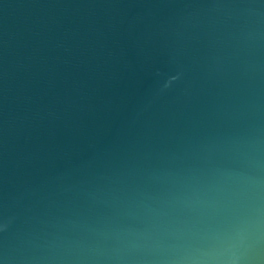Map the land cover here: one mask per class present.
<instances>
[{
  "label": "water",
  "instance_id": "water-1",
  "mask_svg": "<svg viewBox=\"0 0 264 264\" xmlns=\"http://www.w3.org/2000/svg\"><path fill=\"white\" fill-rule=\"evenodd\" d=\"M0 264H264V0H0Z\"/></svg>",
  "mask_w": 264,
  "mask_h": 264
},
{
  "label": "clouds",
  "instance_id": "clouds-1",
  "mask_svg": "<svg viewBox=\"0 0 264 264\" xmlns=\"http://www.w3.org/2000/svg\"><path fill=\"white\" fill-rule=\"evenodd\" d=\"M252 249H251V246H249L245 251L246 252H250Z\"/></svg>",
  "mask_w": 264,
  "mask_h": 264
}]
</instances>
